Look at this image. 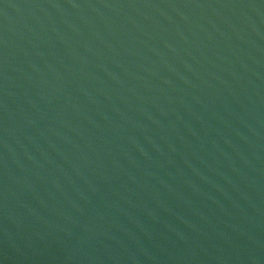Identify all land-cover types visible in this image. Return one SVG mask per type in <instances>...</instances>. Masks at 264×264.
<instances>
[{
    "label": "water",
    "instance_id": "water-1",
    "mask_svg": "<svg viewBox=\"0 0 264 264\" xmlns=\"http://www.w3.org/2000/svg\"><path fill=\"white\" fill-rule=\"evenodd\" d=\"M0 264H264V0H0Z\"/></svg>",
    "mask_w": 264,
    "mask_h": 264
}]
</instances>
